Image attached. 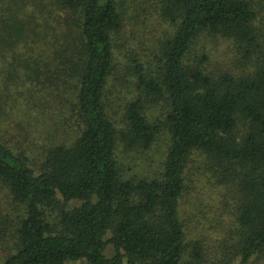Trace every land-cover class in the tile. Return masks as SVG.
<instances>
[{
    "label": "trees",
    "instance_id": "16d2710c",
    "mask_svg": "<svg viewBox=\"0 0 264 264\" xmlns=\"http://www.w3.org/2000/svg\"><path fill=\"white\" fill-rule=\"evenodd\" d=\"M161 1L172 32L162 44L160 73H146L137 57L126 64L146 96L166 100L170 146L161 175L122 173L123 149H150L160 126L141 96L128 101L122 122L113 116L120 0H57L74 33L56 44L46 69L32 70L54 81L80 131L48 149L40 168L0 140V180L22 209L15 251L0 264H205L181 218L186 168L196 153L235 187L236 223L221 264L264 258V0ZM9 27L14 50L30 28ZM211 37L232 41L239 74L207 68L208 53L197 50Z\"/></svg>",
    "mask_w": 264,
    "mask_h": 264
},
{
    "label": "rangeland",
    "instance_id": "374dc122",
    "mask_svg": "<svg viewBox=\"0 0 264 264\" xmlns=\"http://www.w3.org/2000/svg\"><path fill=\"white\" fill-rule=\"evenodd\" d=\"M120 2L123 27L116 38L119 65L110 80L113 116L122 122L128 101L141 96L147 116L160 126L150 149H123L122 173L124 177L152 178L161 175L170 146L165 127L167 104L164 98L146 96L138 86L135 68L126 64L137 57L144 62L146 73L159 74L162 44L172 26L161 15V0ZM15 22H24L30 33L19 34L13 50L9 42L16 39L10 36L12 27H7ZM73 31L57 0H0V140L28 155L35 168H40L48 149L74 141L80 131L77 115L70 103L62 99L54 81L32 70L38 66L46 69L44 63L52 60L56 44ZM197 51L208 53L206 65L214 74H239L243 68L235 45L228 39L206 38ZM215 169L218 168L207 157L194 154L186 168V188L181 198L187 241L191 248H201L205 264H221L228 257L236 223L235 187L218 177ZM21 211L0 180V263L15 251L17 215ZM111 235L109 232L106 238ZM114 251L109 243L106 253L113 255ZM66 264L90 263L81 259ZM254 264H264V258H256Z\"/></svg>",
    "mask_w": 264,
    "mask_h": 264
}]
</instances>
